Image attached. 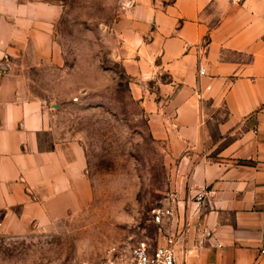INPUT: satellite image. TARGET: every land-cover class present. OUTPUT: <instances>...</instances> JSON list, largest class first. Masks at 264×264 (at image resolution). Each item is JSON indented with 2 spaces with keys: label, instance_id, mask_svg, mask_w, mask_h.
I'll list each match as a JSON object with an SVG mask.
<instances>
[{
  "label": "crops",
  "instance_id": "crops-1",
  "mask_svg": "<svg viewBox=\"0 0 264 264\" xmlns=\"http://www.w3.org/2000/svg\"><path fill=\"white\" fill-rule=\"evenodd\" d=\"M143 1L130 13L133 90L176 163L177 264H264V0ZM61 15L47 0H0V231L9 236L79 213L92 196L84 147L55 138L51 110L29 89L30 64L61 58Z\"/></svg>",
  "mask_w": 264,
  "mask_h": 264
},
{
  "label": "rangeland",
  "instance_id": "rangeland-1",
  "mask_svg": "<svg viewBox=\"0 0 264 264\" xmlns=\"http://www.w3.org/2000/svg\"><path fill=\"white\" fill-rule=\"evenodd\" d=\"M62 7L58 62L30 64L29 89L53 114L55 138L77 141L87 157L92 196L83 211L24 236L0 231V264H105L116 247L165 244L173 219L174 159L134 94L143 0H47ZM167 2L165 4H168ZM149 40V38H148ZM155 87L154 78L143 84Z\"/></svg>",
  "mask_w": 264,
  "mask_h": 264
},
{
  "label": "built area",
  "instance_id": "built-area-1",
  "mask_svg": "<svg viewBox=\"0 0 264 264\" xmlns=\"http://www.w3.org/2000/svg\"><path fill=\"white\" fill-rule=\"evenodd\" d=\"M200 74H204L203 69L200 70ZM202 199L203 196H200V200ZM173 217L174 207H169L159 209L156 212L155 220L162 223L165 219L172 220ZM105 264H177L175 242L170 237L166 239L165 244L157 246L142 241L133 247L128 256H124L114 247L108 253Z\"/></svg>",
  "mask_w": 264,
  "mask_h": 264
}]
</instances>
